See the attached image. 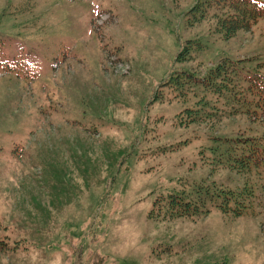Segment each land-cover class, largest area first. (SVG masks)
I'll return each mask as SVG.
<instances>
[{"label": "rangeland", "instance_id": "obj_1", "mask_svg": "<svg viewBox=\"0 0 264 264\" xmlns=\"http://www.w3.org/2000/svg\"><path fill=\"white\" fill-rule=\"evenodd\" d=\"M199 1L0 0V60L38 72L0 71V264H264V171L210 150L264 122L184 123L198 98L161 86L223 57L264 73V16L226 39ZM200 183L250 187L252 208L151 216L158 196Z\"/></svg>", "mask_w": 264, "mask_h": 264}, {"label": "trees", "instance_id": "obj_2", "mask_svg": "<svg viewBox=\"0 0 264 264\" xmlns=\"http://www.w3.org/2000/svg\"><path fill=\"white\" fill-rule=\"evenodd\" d=\"M193 9L201 14L215 10L216 31L230 39L238 31L249 30L260 21L264 16V0H200ZM186 54L187 48L177 54V59H185ZM250 61V58L223 57L204 75L198 76L186 70L177 72L163 81L161 86L174 87L182 98L189 92L198 98L194 107L182 111L181 121L184 123L223 118L227 115L225 112L228 115L246 114L264 122V73ZM258 65L261 66V63ZM21 67L33 69L35 76L27 72V77L35 78L38 75L37 70L25 61L12 63L0 60V71L18 72ZM185 86L189 87L187 91ZM157 95L156 91L154 99ZM209 97L215 98L216 103L209 105ZM212 141L210 150L220 155L219 161L224 166L239 172L264 171V133L213 137ZM253 195L254 190L250 187L233 191L200 183L190 191L184 188L180 192L158 196L154 200L151 216L160 215L163 209L170 217L200 215L209 213L212 207L240 216L252 208L247 201ZM9 247L6 240H0V249Z\"/></svg>", "mask_w": 264, "mask_h": 264}]
</instances>
